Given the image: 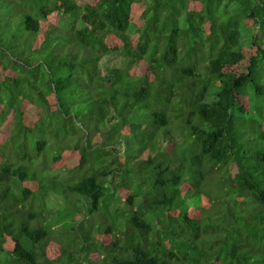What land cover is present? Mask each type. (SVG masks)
<instances>
[{"label":"trees","instance_id":"1","mask_svg":"<svg viewBox=\"0 0 264 264\" xmlns=\"http://www.w3.org/2000/svg\"><path fill=\"white\" fill-rule=\"evenodd\" d=\"M0 264H264V0H0Z\"/></svg>","mask_w":264,"mask_h":264},{"label":"rangeland","instance_id":"2","mask_svg":"<svg viewBox=\"0 0 264 264\" xmlns=\"http://www.w3.org/2000/svg\"><path fill=\"white\" fill-rule=\"evenodd\" d=\"M241 40L243 43L245 42L244 44L248 42V38L244 34L241 35ZM103 62L115 65L118 62V59L115 56H108L103 59Z\"/></svg>","mask_w":264,"mask_h":264}]
</instances>
